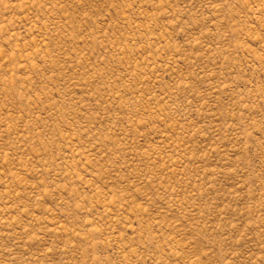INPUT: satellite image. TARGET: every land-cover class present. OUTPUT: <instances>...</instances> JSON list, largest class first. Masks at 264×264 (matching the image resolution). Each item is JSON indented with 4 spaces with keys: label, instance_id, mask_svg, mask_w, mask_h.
I'll return each mask as SVG.
<instances>
[{
    "label": "rangeland",
    "instance_id": "rangeland-1",
    "mask_svg": "<svg viewBox=\"0 0 264 264\" xmlns=\"http://www.w3.org/2000/svg\"><path fill=\"white\" fill-rule=\"evenodd\" d=\"M0 264H264V0H0Z\"/></svg>",
    "mask_w": 264,
    "mask_h": 264
}]
</instances>
